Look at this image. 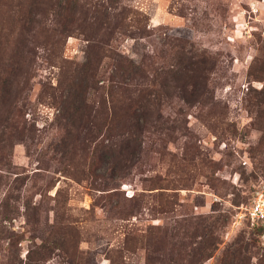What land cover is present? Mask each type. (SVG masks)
Segmentation results:
<instances>
[{"label": "rangeland", "instance_id": "1", "mask_svg": "<svg viewBox=\"0 0 264 264\" xmlns=\"http://www.w3.org/2000/svg\"><path fill=\"white\" fill-rule=\"evenodd\" d=\"M0 101V264H264V0H0Z\"/></svg>", "mask_w": 264, "mask_h": 264}, {"label": "trees", "instance_id": "2", "mask_svg": "<svg viewBox=\"0 0 264 264\" xmlns=\"http://www.w3.org/2000/svg\"><path fill=\"white\" fill-rule=\"evenodd\" d=\"M115 23H111L110 25L113 26ZM111 29V27H107ZM24 30V29H23ZM22 32V31H21ZM107 58L110 60L112 57L109 55ZM114 66V74L111 75L106 86L107 96L114 98L121 94L122 97H126V92H129L130 87L133 85V75L135 72L131 68V66H124L122 62H114L112 64ZM87 75L89 76V83L90 85V92H93L94 94L98 92L99 88L98 83L101 81H97L100 74L96 68V65L93 64V66L87 67ZM111 83H114L115 86H112ZM102 86V85H100ZM185 92L184 87L178 86ZM103 90V86L100 88ZM76 94V93H75ZM73 94V95H75ZM85 94V90L82 92V95ZM167 95V93H166ZM77 97V96H76ZM68 98H75V96L68 95ZM84 103H85V99ZM129 100H132V102H136L135 99H132L131 97ZM144 101L147 103V98H144ZM1 105H3V102H1ZM101 105H106L105 99H101ZM157 105L156 103H153V106ZM90 107V106H89ZM91 108V107H90ZM130 114L127 116H123L120 119V122L117 124V133L116 135H110L112 130V127L109 125V119L108 117L104 116L102 120L97 123V117L95 115L90 114L88 111H86V115L83 117L86 119V127L85 129L88 131V133H93V128L97 129L96 132L101 131L98 129V127H101L104 129L105 133L109 134L106 138V141L109 143L106 146V151H113V149L117 146V144H121L124 146V150L122 151L123 156H126L129 153V145L130 142L134 141V137H140L144 130L151 128H161L164 124H167V121H164L161 115H155L151 114L147 111V109L144 106H138L137 104L134 106L129 107ZM120 126V127H119ZM78 130L80 131V125L77 126ZM102 129V130H103ZM113 139V142H112ZM116 143V144H115ZM102 146H104L103 143H101ZM99 146H96L95 148H90L92 150L91 158L94 160V152L97 150ZM252 204V203H251ZM250 204V205H251ZM249 205V206H250ZM249 220V219H248ZM253 226H256V231L254 232L256 236L262 237L264 235V227L260 224H252ZM257 243L256 240H253V244L255 245Z\"/></svg>", "mask_w": 264, "mask_h": 264}, {"label": "built area", "instance_id": "3", "mask_svg": "<svg viewBox=\"0 0 264 264\" xmlns=\"http://www.w3.org/2000/svg\"><path fill=\"white\" fill-rule=\"evenodd\" d=\"M244 216L251 224H260L264 227V189L256 194L252 204L244 208ZM264 239V235L262 237Z\"/></svg>", "mask_w": 264, "mask_h": 264}]
</instances>
